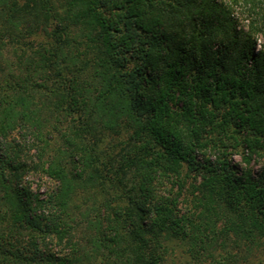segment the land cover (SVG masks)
Returning <instances> with one entry per match:
<instances>
[{
    "label": "trees",
    "instance_id": "obj_1",
    "mask_svg": "<svg viewBox=\"0 0 264 264\" xmlns=\"http://www.w3.org/2000/svg\"><path fill=\"white\" fill-rule=\"evenodd\" d=\"M225 240L264 246V0H0V264Z\"/></svg>",
    "mask_w": 264,
    "mask_h": 264
},
{
    "label": "rangeland",
    "instance_id": "obj_2",
    "mask_svg": "<svg viewBox=\"0 0 264 264\" xmlns=\"http://www.w3.org/2000/svg\"><path fill=\"white\" fill-rule=\"evenodd\" d=\"M238 160L239 158L236 157ZM37 180V179H35ZM46 183V180H43ZM228 243V247L225 250H220L218 253L219 260H225L229 257L232 264H262L264 263V246L260 249L254 250L253 253L247 252L243 246H238L233 240H225ZM222 242V241H221ZM171 258L174 264H188L187 261H192L189 255L184 254L182 249H176L175 253H172ZM229 261V260H226ZM196 263V261H194ZM228 263V262H227Z\"/></svg>",
    "mask_w": 264,
    "mask_h": 264
}]
</instances>
